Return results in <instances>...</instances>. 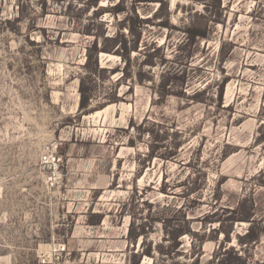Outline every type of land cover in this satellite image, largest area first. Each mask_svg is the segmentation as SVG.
<instances>
[{
    "label": "rangeland",
    "instance_id": "obj_1",
    "mask_svg": "<svg viewBox=\"0 0 264 264\" xmlns=\"http://www.w3.org/2000/svg\"><path fill=\"white\" fill-rule=\"evenodd\" d=\"M236 254L264 264V0H0V264Z\"/></svg>",
    "mask_w": 264,
    "mask_h": 264
},
{
    "label": "trees",
    "instance_id": "obj_2",
    "mask_svg": "<svg viewBox=\"0 0 264 264\" xmlns=\"http://www.w3.org/2000/svg\"><path fill=\"white\" fill-rule=\"evenodd\" d=\"M187 33L189 34L192 39H197V38H206V34L203 32L198 27H191L187 29ZM85 69H86V75L81 79L80 82V87H79V94H80V104H79V112L84 114V115H89L91 113H94L98 111L97 107L94 106L93 102L96 100V88H97V82H96V77L98 73H101L105 69L100 68V63L98 59H93L91 54L88 55L87 62L85 64ZM118 72V71H117ZM110 103H114L113 99H109ZM99 104V102H96ZM105 104V103H104ZM105 107L107 105H104ZM175 152H171L170 156H176ZM245 200L241 202L239 209L236 211H232L231 213L235 215V218L233 219L234 222H249L251 225L248 228V231L245 235L240 237V242L241 245H249V244H255L259 241L260 236L262 234V230L255 227L254 216L251 213H248V215L243 216L240 215L241 210H243L245 206ZM186 223L188 221L186 220ZM219 232H222L225 234V242L223 244H226L230 240L228 235L230 232L223 231L222 229L218 230ZM144 235V233L140 234L139 236ZM185 235H192V230L190 229V226L187 228H177L174 230L172 233L171 239H170V250L173 254L177 256H182V253L179 252V248L181 246L180 243V238L185 236ZM225 253L228 254L230 252H227L228 249L224 248ZM150 255V253H148ZM239 261H242L241 264H247V261L244 260L242 257L238 256L236 254V258ZM217 264H235L234 261H230L228 263H224L223 261H219Z\"/></svg>",
    "mask_w": 264,
    "mask_h": 264
}]
</instances>
